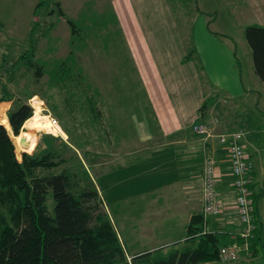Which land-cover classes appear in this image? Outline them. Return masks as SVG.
I'll use <instances>...</instances> for the list:
<instances>
[{
    "label": "rangeland",
    "instance_id": "374dc122",
    "mask_svg": "<svg viewBox=\"0 0 264 264\" xmlns=\"http://www.w3.org/2000/svg\"><path fill=\"white\" fill-rule=\"evenodd\" d=\"M7 1L4 5L8 8ZM35 1L38 0H13L15 6H10L9 10L13 12L16 10L19 14L17 19H14L16 16L13 20L7 19L10 12L7 11L2 17L3 24L0 23V120L8 130L18 160L21 159L23 152L43 153L51 147L58 154L52 159L57 163L52 169H43L42 172L49 170L58 172L63 169L73 171L76 180H79L78 186L83 184L96 188L104 186L109 188L111 196L120 193V191L117 193V186L126 185L134 181V178L135 182L163 185L166 176L161 175L160 170L151 169L150 163H144L137 168L139 172L136 170L135 177L133 175L120 177L117 174L109 177L100 176L101 171L110 164L118 150L137 145L136 137L143 139L150 133L153 135L156 130L151 101L145 84L139 78L134 60L136 56L132 53L130 45L134 40L140 42V39L133 38V31L124 30L116 11L118 6L127 7L132 2L45 0L44 7L39 8L35 15L33 12L32 14L27 12L25 15L26 6L27 10H30ZM201 1L204 7H214L216 11L215 15L209 16L212 28L235 41L240 60V64H236L237 68L240 70L244 85L250 86L252 90L248 91L243 99L238 98L234 106H229L226 111L216 110L217 116L221 117L219 113L222 116L226 114L224 117L225 120L229 118V125L223 126V122L216 119L206 120L205 116L200 123L210 128L214 134L243 131L246 151L255 166L257 181L260 179L262 181L264 87L253 73L250 49L244 39V17L238 8L230 9L224 5V0ZM164 2L174 12L178 24L181 25V7L189 1L164 0ZM157 6L163 4L159 2ZM137 18L138 16L134 14L127 16L130 23ZM69 21L73 22V25ZM124 22L126 23L125 18ZM27 59L41 64L43 73L40 77H35L34 69L27 67ZM252 77L261 87L256 86ZM22 102L31 105L33 113L36 110V102L39 113L45 116L46 120H50L47 121L49 126L29 129L22 125L18 133H13L9 124L5 125V122L8 123L7 113ZM221 104L226 105L225 102ZM51 118H55L57 124H51ZM218 124L221 127L218 128ZM24 132L32 135L27 145L22 147L20 138ZM23 138L27 140V136ZM114 138L116 142H120L119 147L113 143ZM217 157L218 160L219 157L222 158L221 165L228 166L224 148ZM129 171L128 173L132 174ZM226 182L231 183L229 178ZM154 191L148 192L150 194ZM160 191L167 197L170 193L164 186ZM228 204L224 208V215L238 219L234 202L231 200ZM114 205L115 202L109 200L106 207L102 199H98V209L108 213L117 226L118 216ZM177 217L173 220L176 225L180 219V216ZM162 220L165 221L166 216ZM165 224L167 225V221ZM151 241L139 236L131 245L126 240V251L132 253L136 248L147 249ZM221 263L224 262L218 258L205 264ZM224 264H264V250L259 251L256 257L241 259L240 256Z\"/></svg>",
    "mask_w": 264,
    "mask_h": 264
},
{
    "label": "crops",
    "instance_id": "0c3cea01",
    "mask_svg": "<svg viewBox=\"0 0 264 264\" xmlns=\"http://www.w3.org/2000/svg\"><path fill=\"white\" fill-rule=\"evenodd\" d=\"M130 1L132 3L127 7L116 5V11L124 30L133 31V38L140 39V42L134 40L130 45L132 53L136 56L134 60L139 78L145 84L151 101L156 130L153 135L150 133L143 139L136 137L137 145L118 150L100 176L117 174L120 177H135L136 170L139 172L137 168L144 163H150L151 169L162 171L161 175L166 178L162 182L163 185L159 183L155 186L149 185V182H135L134 178V181L126 185L117 186V193H120L116 196L109 194V188L97 186L106 207L109 200L115 202L117 226L116 222H112L125 247L126 240L133 245L139 236L152 240L147 249L136 248L132 253L127 252V256L159 247L167 251L172 244L185 239V227L190 215L202 208L201 168L206 152L215 156L217 168L221 172L216 187L219 197L225 206H228L231 200L234 202L231 186L226 182L227 178L230 179L229 165H221L222 158L219 157L218 160L217 157L223 150L222 145L215 138L204 139L196 135L191 126L197 119L200 105L207 97L212 96L216 98L210 100L206 120L216 119L218 122L222 121L223 126L229 125V118L225 120L224 117L226 114L222 116L219 113L221 117L217 116L216 110L226 111L229 106H234L238 98L243 99L248 91L252 90L250 86L244 85L237 68L236 64H240V60L235 41L230 36L217 32L210 24L209 16L216 14L214 7H204L201 0H188L189 2L181 7L182 24L179 25L176 15L164 0ZM224 1V5L230 9L240 10L245 27L250 24L264 26V0ZM4 2L6 0H0L1 24L4 22L2 17L5 12L10 11V6H15L13 0L7 1L8 8ZM35 2L30 10H27L26 6L25 15L27 12L32 14ZM159 2L163 6H157ZM130 14L138 16L132 23L127 19ZM18 15L16 10L10 11L7 19L13 20L15 16L14 19H17ZM188 39L191 40L194 54L192 58L185 59ZM249 53L251 56V52ZM197 64H200L201 69ZM251 79L257 87H261L253 77ZM260 83L264 87V84ZM221 102L226 105L222 106ZM217 127L221 125L218 124ZM113 140L119 147L120 142H116L115 138ZM130 167L132 168L129 171ZM255 172L254 166L253 189L259 194L258 215L264 219V179L257 181ZM163 186L172 192L171 195L168 193V197L160 191ZM148 191L154 193L149 194ZM165 216L167 225L162 220ZM177 216H180V219L176 225L173 220L178 218ZM207 227L229 230L233 234L238 231L239 224L238 219L226 216L223 212L217 217H208ZM251 257L245 253L241 255V259Z\"/></svg>",
    "mask_w": 264,
    "mask_h": 264
},
{
    "label": "trees",
    "instance_id": "16d2710c",
    "mask_svg": "<svg viewBox=\"0 0 264 264\" xmlns=\"http://www.w3.org/2000/svg\"><path fill=\"white\" fill-rule=\"evenodd\" d=\"M44 4L45 0H38L33 15ZM244 39L251 52L253 72L264 84V26L247 25ZM186 49L184 58H192L194 49L190 39L186 40ZM27 67L34 69L37 78L43 73L37 62L27 59ZM198 67L201 69L200 65ZM215 98L207 97L203 101L195 122H202L210 100ZM32 113L33 108L28 103L15 105L7 113L10 130L18 133ZM56 155L55 149L48 147L43 153L23 152L18 160L8 130L0 120V264H205L218 259L219 246L233 240L244 242L239 235L243 225L238 217L239 229L231 234L229 230L204 228V220L208 222V217L221 215L224 209L205 219L200 210L190 215L184 240L175 242L167 251L163 247L144 250L128 259L112 219L98 209L101 198L98 189L85 184L78 186L74 172L67 169L42 172L56 165L57 161L52 160ZM205 155L212 154L206 152ZM252 165L249 188L254 229L253 236L247 240L250 253L242 251L240 256L243 253L255 256L264 250V219L258 215L259 194L253 189V162ZM202 169L203 161L201 180ZM220 177L219 171L216 192ZM230 181L234 199L231 174Z\"/></svg>",
    "mask_w": 264,
    "mask_h": 264
},
{
    "label": "built area",
    "instance_id": "2783aa9c",
    "mask_svg": "<svg viewBox=\"0 0 264 264\" xmlns=\"http://www.w3.org/2000/svg\"><path fill=\"white\" fill-rule=\"evenodd\" d=\"M51 124L56 122L51 118ZM192 130L204 139L215 137L225 149L229 171L232 176L233 191L235 194L234 204L237 210L239 221L242 223V230L239 235L243 238V244L233 240L219 246L218 258L222 262L233 261L239 258L240 253L247 249V240L253 236L254 224L252 222V202L250 197V172L252 170V161L246 151V145L243 141V131H230L214 134L210 128L202 123H193ZM217 161L212 155H205L202 169V213L204 219L211 215L220 214L225 205L218 197L215 185L219 177ZM204 228H207V222L204 220Z\"/></svg>",
    "mask_w": 264,
    "mask_h": 264
},
{
    "label": "bare ground",
    "instance_id": "6f19581e",
    "mask_svg": "<svg viewBox=\"0 0 264 264\" xmlns=\"http://www.w3.org/2000/svg\"><path fill=\"white\" fill-rule=\"evenodd\" d=\"M35 105H36V110L35 112L32 114V116H30L28 119H26L24 121V124L23 126L26 127V128H29V129H34V128H38V127H48L49 126V122L47 123V121L49 119L46 120V117L41 115L39 113V109H38V105L37 103L35 102ZM50 121V120H49ZM6 126H8V123L5 124ZM51 125V124H50ZM42 129V128H41ZM46 129V128H45ZM50 129V128H48ZM54 130V129H53ZM24 131V130H23ZM51 131V130H50ZM23 136L22 137H26L27 136V140L24 142V143H21V146L22 147H25L27 145V142H28V139L30 138V136L32 135H29L27 132H24L22 134ZM20 136V135H19ZM20 138V137H19ZM20 148V147H19Z\"/></svg>",
    "mask_w": 264,
    "mask_h": 264
},
{
    "label": "water",
    "instance_id": "95a60500",
    "mask_svg": "<svg viewBox=\"0 0 264 264\" xmlns=\"http://www.w3.org/2000/svg\"><path fill=\"white\" fill-rule=\"evenodd\" d=\"M20 142L24 143L25 142V139L23 137L20 138Z\"/></svg>",
    "mask_w": 264,
    "mask_h": 264
}]
</instances>
